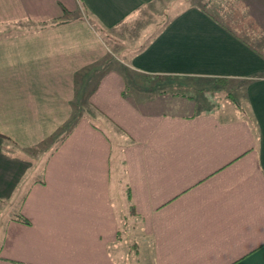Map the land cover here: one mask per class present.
Returning <instances> with one entry per match:
<instances>
[{
  "label": "crops",
  "instance_id": "crops-1",
  "mask_svg": "<svg viewBox=\"0 0 264 264\" xmlns=\"http://www.w3.org/2000/svg\"><path fill=\"white\" fill-rule=\"evenodd\" d=\"M243 1L0 0V264L122 263L114 145L149 241L145 264H264V23ZM110 30L120 37L107 40ZM112 42L146 82L132 81L139 92L116 65L97 69ZM93 69L90 105L128 142L82 117L24 187L34 162L13 148L33 150L67 124ZM146 75L232 84L233 116L149 88Z\"/></svg>",
  "mask_w": 264,
  "mask_h": 264
},
{
  "label": "rangeland",
  "instance_id": "rangeland-1",
  "mask_svg": "<svg viewBox=\"0 0 264 264\" xmlns=\"http://www.w3.org/2000/svg\"><path fill=\"white\" fill-rule=\"evenodd\" d=\"M174 0H166V5H169ZM178 1V0H177ZM182 3H177V5L185 4V1L188 0H181ZM185 3H184V2ZM205 0H201V3H203ZM243 2H246L245 0ZM250 11L255 14L253 16H249L250 18H253L256 25L263 24L264 20V2L262 0H250ZM168 5V6H169ZM244 20V18H243ZM139 30H135L130 32L129 35L126 34L127 37H124L126 44H130V42L135 43L139 40H136V37L139 36ZM110 34H112V38H117V36L120 37V35L117 33V31H105L103 32V35L106 37L107 40H110ZM117 36H116V35ZM122 35V32H121ZM141 36V33H140ZM123 38V36L121 37ZM110 43V41H108ZM112 46H110L111 51L110 54L112 55L113 52H115L112 57L105 62H101L97 67V69L105 68L104 70L110 68L111 66L118 65V66H125V63L121 61L120 59L116 58V56L119 57H126V46L120 47L114 42H112ZM133 49V48H132ZM137 49V48H136ZM134 49V50H136ZM116 63V64H114ZM96 69V70H97ZM98 71V70H97ZM97 71H94V69L91 71L93 73L90 83L88 84V87L86 88L85 93L83 96L78 99L76 103H79V105L76 107L75 111L73 112V120L77 118L80 115L81 110H83V114L90 115L93 117L97 122L112 136V138L116 141L117 145L125 144L128 142L127 135L121 132V129L114 126L113 123L109 122L107 119H105L102 114L98 111H96L91 105L89 101L90 91L93 87L91 82L95 81L96 75L95 73ZM90 73V75L92 74ZM88 75V76H90ZM139 82H142L143 80L138 77L136 78ZM135 78L132 79L137 81ZM144 82V81H143ZM152 82V81H151ZM146 83V82H144ZM149 83V82H148ZM153 86L151 88H154L156 86L155 82L153 83ZM189 85H194L195 88L193 90H189L190 93H193L196 95V97L201 101L200 109H204L206 111L208 110H214L219 111V114L222 117H231L233 114L230 113V105L232 107L235 106V103L231 99L233 96V93L235 94V90H230L232 84H218V82L213 80H199L198 82L196 80H189ZM129 93H135L138 90H135L133 86L131 88H128ZM139 92V91H138ZM232 100V101H231ZM230 101V105L228 107H224L228 104ZM224 107L219 110L220 108ZM230 107V108H229ZM69 125V124H68ZM67 127L63 130H58L56 134L47 142H44L40 144L37 148H34L33 150H25L20 148H13L14 151H21L24 152L28 158L32 159L34 162V167L24 176L22 183L24 184V187L27 183L31 181V179H34L35 177L40 175V171L45 165L46 160L50 156V153L54 150V148L59 144V141L63 137V134L65 133ZM62 134V135H61ZM60 136V138H59ZM117 147V146H116ZM121 148V147H119ZM118 149V147H117ZM123 154L121 150H118L116 154H114L113 160L115 162V166L112 169V197L113 202L117 211L118 220L120 221V230H121V240L119 243L120 246V260H122V263L119 264H145V261L148 260L149 254L147 251V248H149V241L148 239L144 238V226L142 225L141 221L137 219L132 212L129 210L130 201L127 197V191H126V185H127V175L125 170V164L123 163ZM25 190V189H24ZM23 190V191H24ZM22 191V193H23ZM21 193V194H22ZM20 203V198L15 199L12 204H10V209H15L18 207ZM2 237L3 234L0 232V247L2 244ZM111 250H113V246H110Z\"/></svg>",
  "mask_w": 264,
  "mask_h": 264
},
{
  "label": "trees",
  "instance_id": "trees-1",
  "mask_svg": "<svg viewBox=\"0 0 264 264\" xmlns=\"http://www.w3.org/2000/svg\"><path fill=\"white\" fill-rule=\"evenodd\" d=\"M61 21H57L55 23H53L54 25H57L59 23H61ZM116 64V63H114ZM117 66V70L120 72V74L124 77L125 82H126V89L131 88L132 84V79L135 78L133 76V72L130 71L126 66ZM110 68L107 69V71H109ZM105 72V70H103ZM149 82H155L156 87L158 88V90H160L161 93H172L175 95H183V96H188V97H193L192 93L189 92L188 88L190 87L189 84H187V79L188 78H184V77H180V76H173V75H146L144 76ZM136 79V78H135ZM149 83L147 84V87L151 88L153 86V84ZM95 90H91L90 91V95L94 92ZM125 94V91H124ZM233 101H235L234 97H231ZM79 105V103L74 104V111L76 109V107ZM82 117H87L91 123L98 129H102L96 122L95 119L93 117H91L90 115H84L83 114V110H81L80 115L75 118L73 120L72 119L65 125H63L59 130H63L65 129V127H67L65 133L63 134V137L61 138V140L59 141V144L63 143V141H65V139L70 135V133L74 130V128L76 127L77 123L80 121V119ZM69 124V125H68ZM62 135V134H61ZM60 138V136H59ZM8 140V138H6ZM9 141V140H8ZM58 144V145H59ZM57 149V146L56 148ZM118 150H121V148H118L114 145L113 149H112V157H111V166L112 169H114L113 167L115 166V162L113 160L114 154L117 153ZM122 151V150H121ZM123 163L125 164V160L123 159ZM128 198L130 199V201H132V193H131V189L128 187ZM130 211L132 213H136V208L134 206V203L130 204ZM17 220H19L20 222L26 223V224H30V221L28 218H26L24 215H20L17 217Z\"/></svg>",
  "mask_w": 264,
  "mask_h": 264
}]
</instances>
